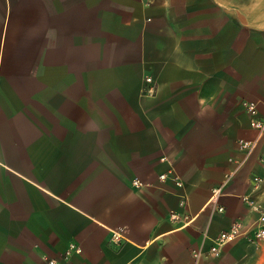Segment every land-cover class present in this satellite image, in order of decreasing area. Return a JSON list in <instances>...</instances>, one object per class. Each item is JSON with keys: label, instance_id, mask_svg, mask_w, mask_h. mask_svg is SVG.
<instances>
[{"label": "crops", "instance_id": "1", "mask_svg": "<svg viewBox=\"0 0 264 264\" xmlns=\"http://www.w3.org/2000/svg\"><path fill=\"white\" fill-rule=\"evenodd\" d=\"M0 4L47 26L39 85L6 59L0 36V264H264V240L209 253L211 238L254 219L241 197L261 170L264 135L219 199L223 212L206 205L229 160L242 158L237 141L256 136L243 104L259 103L264 118V0ZM99 11L117 67L132 75L129 94L92 92L85 103L76 93L68 105L52 97L48 26L95 27ZM145 77L153 96L141 93ZM70 245L80 252L64 259Z\"/></svg>", "mask_w": 264, "mask_h": 264}, {"label": "rangeland", "instance_id": "2", "mask_svg": "<svg viewBox=\"0 0 264 264\" xmlns=\"http://www.w3.org/2000/svg\"><path fill=\"white\" fill-rule=\"evenodd\" d=\"M102 14L99 11L95 27L86 23L77 25L74 18L65 20L68 21L65 26H48L53 32L48 34L52 37V57L48 64L52 67L53 98L65 97L69 105L76 93L84 96L85 103L92 92L100 100L105 96L116 97L117 92L121 98L127 90L129 94L132 75L117 67V41L113 28L103 24L106 20ZM43 22L44 19H28L22 10L0 9V36L4 33L6 59L15 65L22 62L29 79H35L38 85L43 82L45 67L42 54L47 26ZM119 46L123 49L122 43ZM88 124L85 121V127Z\"/></svg>", "mask_w": 264, "mask_h": 264}, {"label": "built area", "instance_id": "3", "mask_svg": "<svg viewBox=\"0 0 264 264\" xmlns=\"http://www.w3.org/2000/svg\"><path fill=\"white\" fill-rule=\"evenodd\" d=\"M146 5L150 4L152 0H142ZM144 85L141 88V93L147 96H153L155 93L154 82L151 77L144 79ZM258 105L257 102H245L243 107L248 116H250L249 125L256 132V136L252 140L240 139L237 141V149L242 153L241 159H230L229 162L234 166L228 170L222 179L220 185L211 189L210 197L207 201V206L213 208L216 212H223V207L219 205V199L223 197L225 188L232 182L236 172L244 165L247 158L254 154L256 151L258 141L264 135V118H258ZM257 161L261 165L259 173L252 174L248 178L247 195L241 197L244 204L248 207L251 213L254 215V219L250 223L244 221H235L225 231L218 233L214 238L210 239L209 253L212 257L218 258L221 254V250L224 246L233 241L244 238L249 246L252 248H258L259 242L264 240V156H258ZM170 178L177 186H181L178 178L169 173H164L159 176V179ZM132 185L135 188L140 187L142 184L138 179H133ZM172 219H176V215L171 214ZM187 224V222L185 223ZM116 238H121L117 236ZM80 252L74 245H70L64 253V259H67L72 253ZM195 258H198V253H193ZM44 264H58L57 261L47 259ZM133 264V263H131Z\"/></svg>", "mask_w": 264, "mask_h": 264}]
</instances>
